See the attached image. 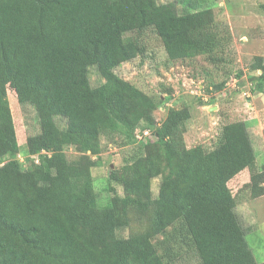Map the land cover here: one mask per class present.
I'll return each instance as SVG.
<instances>
[{"label":"trees","instance_id":"1","mask_svg":"<svg viewBox=\"0 0 264 264\" xmlns=\"http://www.w3.org/2000/svg\"><path fill=\"white\" fill-rule=\"evenodd\" d=\"M147 30L159 35L171 61H224L226 38L212 7L180 12L175 1L0 0V264H178L192 252L200 264H264L230 186L248 170L246 187L254 197L264 194V166L248 122L224 124L208 149L186 144L187 106H172L157 120L156 99L116 71L145 54ZM95 66L98 85L90 75ZM251 69L260 71L251 76L252 91H263L262 58ZM10 88L39 117L40 131L25 141L27 166L17 156ZM106 133L128 141L141 135L144 143L110 171L112 195L100 205L92 168L101 165ZM135 211L147 225L119 235Z\"/></svg>","mask_w":264,"mask_h":264},{"label":"rangeland","instance_id":"2","mask_svg":"<svg viewBox=\"0 0 264 264\" xmlns=\"http://www.w3.org/2000/svg\"><path fill=\"white\" fill-rule=\"evenodd\" d=\"M158 1H175L180 12L194 10V7H212L217 29L226 38L223 63L216 65L205 56L171 61L159 35L147 30L141 34L146 44L145 54L124 62L117 67V73L156 99L159 108L155 115L159 121L165 118L172 106L188 107L190 118L186 121L184 133L188 147L203 144L210 149L224 124L246 120L258 165L264 166V90L253 92L254 80L251 79L256 72H260L252 70L251 64L259 58L264 61V0ZM90 75L93 85L103 81L96 66L91 69ZM223 81L225 85L218 89L216 85ZM8 94L21 146L17 156L27 166L25 141L29 135L40 131L39 117L36 107L30 103L20 104L11 88ZM58 122L62 128L65 127L66 123L61 118H58ZM139 138L141 135L129 141L124 135L106 133L102 136L101 165L92 168L100 205L106 204L112 195L107 190L110 171L119 168L139 152L144 143V139ZM66 152L70 157L77 154L73 146L67 148ZM248 172L240 173L230 181V186L237 195L236 211L248 242L256 260L264 263V194L254 197L246 187L245 184L250 181ZM160 181V177L153 179L154 196L159 191ZM115 188L122 195L126 193L121 184L115 183ZM145 217L136 211L132 213L130 226L119 229V235L127 237L144 229L147 225ZM178 264L200 263L192 252L181 258Z\"/></svg>","mask_w":264,"mask_h":264},{"label":"built area","instance_id":"3","mask_svg":"<svg viewBox=\"0 0 264 264\" xmlns=\"http://www.w3.org/2000/svg\"><path fill=\"white\" fill-rule=\"evenodd\" d=\"M146 133H148V131H146Z\"/></svg>","mask_w":264,"mask_h":264}]
</instances>
